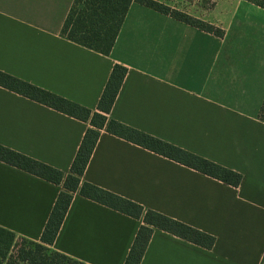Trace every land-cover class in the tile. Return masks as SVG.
<instances>
[{"label": "crops", "instance_id": "0c3cea01", "mask_svg": "<svg viewBox=\"0 0 264 264\" xmlns=\"http://www.w3.org/2000/svg\"><path fill=\"white\" fill-rule=\"evenodd\" d=\"M74 0H0V71L93 112L116 64L109 118L242 175L229 186L101 131L82 177L216 238L211 250L155 229L140 264H264V56L133 3L109 56L61 31ZM89 122L0 87V145L65 175ZM63 190L0 161V227L39 241ZM142 220L74 194L52 246L84 264H124Z\"/></svg>", "mask_w": 264, "mask_h": 264}, {"label": "trees", "instance_id": "16d2710c", "mask_svg": "<svg viewBox=\"0 0 264 264\" xmlns=\"http://www.w3.org/2000/svg\"><path fill=\"white\" fill-rule=\"evenodd\" d=\"M245 1L264 10V0ZM133 3L170 16L216 37H225V31L222 28L157 0H74L63 24L61 34L78 45L109 56ZM127 73L128 69L122 65L116 64L113 67L99 100L97 111L93 112L0 71V87L72 118L90 123L71 165L69 175L0 145L1 162L52 184H62L63 186L39 241L17 237L13 232L0 227V264H84L52 249L76 193L124 215L142 220L124 264L141 263L155 229L207 250L214 247L216 242L214 236L159 212L146 210L138 203L82 181L101 136V131L105 130L108 134L138 145L229 186L238 187L241 184V174L109 118ZM259 119L264 122V100L259 111Z\"/></svg>", "mask_w": 264, "mask_h": 264}, {"label": "rangeland", "instance_id": "374dc122", "mask_svg": "<svg viewBox=\"0 0 264 264\" xmlns=\"http://www.w3.org/2000/svg\"><path fill=\"white\" fill-rule=\"evenodd\" d=\"M200 19H209L227 33L232 56H264V10L245 0H157ZM220 27V28H221Z\"/></svg>", "mask_w": 264, "mask_h": 264}]
</instances>
